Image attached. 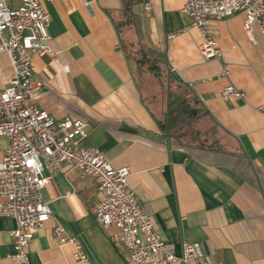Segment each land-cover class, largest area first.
<instances>
[{
    "label": "crops",
    "instance_id": "obj_1",
    "mask_svg": "<svg viewBox=\"0 0 264 264\" xmlns=\"http://www.w3.org/2000/svg\"><path fill=\"white\" fill-rule=\"evenodd\" d=\"M43 0L52 17L48 49L54 56L33 61L44 83L35 101L58 120L87 123L82 147H97L117 168L129 167V184L161 238L177 255L185 242L199 243L211 264H264V39L258 26L250 38L244 16L211 21L209 29L221 56L206 60L204 38L182 10L185 0H144L135 4L141 38L160 56L162 75L187 92L197 110L192 118L207 129L196 132V146L164 134L158 116L138 81L134 25L122 33L116 15L125 0ZM151 10L145 11L144 4ZM173 35V38H169ZM224 69L229 77H222ZM10 57L0 53V90L14 77ZM233 85L243 100H223ZM171 95L169 94V97ZM169 106V103H168ZM9 140L0 136V160ZM53 219L29 246L30 264H129L128 252L116 245L92 214L100 195L93 178L66 166L51 176L43 191ZM80 239L87 263L61 246L54 226ZM16 221L0 217V264H18L10 232Z\"/></svg>",
    "mask_w": 264,
    "mask_h": 264
},
{
    "label": "built area",
    "instance_id": "obj_2",
    "mask_svg": "<svg viewBox=\"0 0 264 264\" xmlns=\"http://www.w3.org/2000/svg\"><path fill=\"white\" fill-rule=\"evenodd\" d=\"M93 2L86 1L88 10ZM144 10H151L150 3L144 4ZM182 12L202 33L199 51L206 60L221 56L209 29L211 21L242 14L247 35L252 38L258 26L264 39V0H185ZM51 22L43 0H0V53L10 57L15 71L0 90V136L9 140L0 160V217L16 221L10 232L16 251L13 260L30 264V244L38 230L53 219L43 191L52 175L69 166L95 181L100 200L91 212L102 227L115 230L110 237L127 250L129 264H211L201 244L185 242L177 255L161 238L130 187L131 169L114 167L97 147H82L88 139L86 122L58 120L36 103L35 95L44 83L36 77L33 61L54 56L47 47ZM221 76L229 77L230 72L224 69ZM231 98L243 100L246 94L229 85L223 89L222 99ZM54 235L61 246L73 247L75 261L88 262L80 239L68 235L59 222Z\"/></svg>",
    "mask_w": 264,
    "mask_h": 264
},
{
    "label": "trees",
    "instance_id": "obj_3",
    "mask_svg": "<svg viewBox=\"0 0 264 264\" xmlns=\"http://www.w3.org/2000/svg\"><path fill=\"white\" fill-rule=\"evenodd\" d=\"M144 0H125L124 14H130L128 24L134 25L137 29L140 39L137 46L139 47V58L136 57V63L139 71H146L159 79L163 73V69L160 65V56L157 52L148 47L141 38L140 24L136 16L132 14V8L136 3H142ZM187 92L186 95L187 96ZM172 99L169 101V106L165 118L160 122V128L163 133L168 134L170 137L176 138V140H182L189 138L192 141L196 139V132L191 130V120L183 115L181 109L185 104H188L187 97L171 95Z\"/></svg>",
    "mask_w": 264,
    "mask_h": 264
},
{
    "label": "rangeland",
    "instance_id": "obj_4",
    "mask_svg": "<svg viewBox=\"0 0 264 264\" xmlns=\"http://www.w3.org/2000/svg\"><path fill=\"white\" fill-rule=\"evenodd\" d=\"M137 4L139 5V3H136V5ZM130 15L131 13L127 15L124 14L122 18H120L119 15H116L117 23L120 29L122 30L124 37L125 35H127L129 28H131V31H133V33L135 32L132 26L127 23ZM126 49L128 50L130 56H133L134 58L136 57L139 58L138 46L126 45ZM137 76L147 103L150 105V107L154 110V112L158 116L161 115V118L163 117V114L167 112L168 103L170 99H172L171 96L169 97V94L174 96L181 95L184 97L186 95L185 91H180L178 89L179 86L177 85L176 82L170 81L163 75H161V77L157 79L156 77H154L153 75H151L146 71L138 70ZM187 128H191V130H198L199 132L201 131L203 132V130H207L200 125L199 120H193L191 125H189V127ZM182 141L184 142L185 145H187V147H191V148L198 144V143L196 144L195 141H192L189 138L182 139Z\"/></svg>",
    "mask_w": 264,
    "mask_h": 264
},
{
    "label": "water",
    "instance_id": "obj_5",
    "mask_svg": "<svg viewBox=\"0 0 264 264\" xmlns=\"http://www.w3.org/2000/svg\"><path fill=\"white\" fill-rule=\"evenodd\" d=\"M183 115L192 118L198 114L197 110L193 109L190 104H185L181 109Z\"/></svg>",
    "mask_w": 264,
    "mask_h": 264
}]
</instances>
